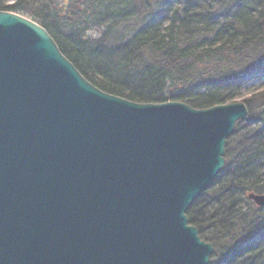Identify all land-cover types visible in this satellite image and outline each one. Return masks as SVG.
Instances as JSON below:
<instances>
[{
  "label": "water",
  "instance_id": "water-1",
  "mask_svg": "<svg viewBox=\"0 0 264 264\" xmlns=\"http://www.w3.org/2000/svg\"><path fill=\"white\" fill-rule=\"evenodd\" d=\"M247 117L243 102L103 92L43 27L0 11V264H208L186 212Z\"/></svg>",
  "mask_w": 264,
  "mask_h": 264
},
{
  "label": "trees",
  "instance_id": "trees-1",
  "mask_svg": "<svg viewBox=\"0 0 264 264\" xmlns=\"http://www.w3.org/2000/svg\"><path fill=\"white\" fill-rule=\"evenodd\" d=\"M43 27L78 72L136 103L236 102L264 78V0H0ZM104 28L100 37L87 35ZM227 139L225 166L186 212L209 264H264V88Z\"/></svg>",
  "mask_w": 264,
  "mask_h": 264
},
{
  "label": "rangeland",
  "instance_id": "rangeland-1",
  "mask_svg": "<svg viewBox=\"0 0 264 264\" xmlns=\"http://www.w3.org/2000/svg\"><path fill=\"white\" fill-rule=\"evenodd\" d=\"M104 28H94L87 32V35L92 38H98ZM264 88V78L263 79H251L249 80L245 87L242 88L240 92V97L236 101H242L248 98L253 92Z\"/></svg>",
  "mask_w": 264,
  "mask_h": 264
}]
</instances>
